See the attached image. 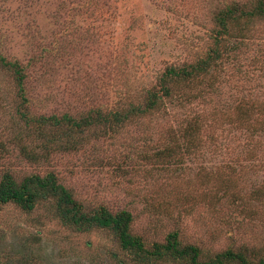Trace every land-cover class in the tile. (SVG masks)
Returning <instances> with one entry per match:
<instances>
[{
	"label": "rangeland",
	"instance_id": "1",
	"mask_svg": "<svg viewBox=\"0 0 264 264\" xmlns=\"http://www.w3.org/2000/svg\"><path fill=\"white\" fill-rule=\"evenodd\" d=\"M259 4L0 0V56L23 73L19 86L0 64V179L50 173L87 214L130 212L147 249L175 231L201 260L264 258V15L227 33L217 22L227 5L245 17ZM202 63V75L162 77ZM152 92L157 109L112 129ZM56 207L53 196L1 206L0 264H146L109 229L62 223Z\"/></svg>",
	"mask_w": 264,
	"mask_h": 264
},
{
	"label": "trees",
	"instance_id": "2",
	"mask_svg": "<svg viewBox=\"0 0 264 264\" xmlns=\"http://www.w3.org/2000/svg\"><path fill=\"white\" fill-rule=\"evenodd\" d=\"M264 15V5L259 4L255 10L245 13V17L241 12L237 13V9L233 6H226L217 15V22L222 25L224 33L228 32L227 26H234L233 30L241 25H237L236 19H249L253 16ZM0 64L7 68H11L17 76L18 84L21 85L23 78L22 69L15 61L5 60L0 56ZM209 67L207 64L170 66L165 70L162 77L165 79L179 77H195L202 75ZM165 84L160 87V92L167 93ZM143 107L135 106L130 110L118 113L111 118V127L117 130L125 123L131 122L133 119L146 115L157 109L161 103V94L152 92ZM55 119V118H53ZM104 121L107 119L103 118ZM28 120V119H27ZM82 126H86L92 121L86 119ZM54 124L57 122L53 121ZM81 122H73V126L79 127ZM81 126V125H80ZM185 141L192 142L191 137L194 134V128L184 130ZM53 196L57 201V215L64 224L72 225L79 230H88L92 227L109 229L115 233L122 249L130 252L133 258L139 263L155 262V261H178L186 264H264V258L258 262H254L247 258L246 254L240 250H223L213 257L205 260L200 259V250L193 244H182L178 238L177 232H170L165 238V242L153 243L151 249L145 248L140 237L131 234L129 226L132 220L130 212L121 210L111 213L105 207L101 206L98 210L87 214L81 210V206L73 199L71 193L61 184L56 182L52 174L39 176L32 174L25 176L20 182L14 180L9 173H4L0 179V209L3 204L12 202L20 206L24 210H32L35 203L40 199Z\"/></svg>",
	"mask_w": 264,
	"mask_h": 264
}]
</instances>
